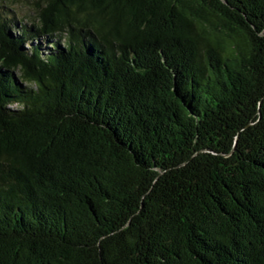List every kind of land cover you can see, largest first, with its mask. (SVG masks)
I'll return each instance as SVG.
<instances>
[{
  "label": "trees",
  "instance_id": "obj_1",
  "mask_svg": "<svg viewBox=\"0 0 264 264\" xmlns=\"http://www.w3.org/2000/svg\"><path fill=\"white\" fill-rule=\"evenodd\" d=\"M2 3L0 264H264V0Z\"/></svg>",
  "mask_w": 264,
  "mask_h": 264
},
{
  "label": "rangeland",
  "instance_id": "obj_2",
  "mask_svg": "<svg viewBox=\"0 0 264 264\" xmlns=\"http://www.w3.org/2000/svg\"><path fill=\"white\" fill-rule=\"evenodd\" d=\"M2 6H6V8L8 7V10H10L11 12H8V14H13L14 15V19H17L18 21L19 20H22V22H27V20H29V16L27 15V13L29 12L30 14V11L27 7H24V6H21V5H10L8 3H2L0 4ZM3 11L1 8H0V12ZM21 22V21H20Z\"/></svg>",
  "mask_w": 264,
  "mask_h": 264
}]
</instances>
